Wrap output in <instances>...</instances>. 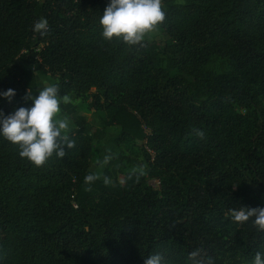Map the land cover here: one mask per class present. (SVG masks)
<instances>
[{
    "label": "trees",
    "instance_id": "16d2710c",
    "mask_svg": "<svg viewBox=\"0 0 264 264\" xmlns=\"http://www.w3.org/2000/svg\"><path fill=\"white\" fill-rule=\"evenodd\" d=\"M107 3L0 0V92H16L0 110L30 106L43 72L119 146L100 164L72 112L74 147L42 166L0 138V264H252L264 231L229 213L264 207V0H162L164 37L143 46L101 36Z\"/></svg>",
    "mask_w": 264,
    "mask_h": 264
},
{
    "label": "clouds",
    "instance_id": "9594fccd",
    "mask_svg": "<svg viewBox=\"0 0 264 264\" xmlns=\"http://www.w3.org/2000/svg\"><path fill=\"white\" fill-rule=\"evenodd\" d=\"M165 20V10L162 0H108L99 19L101 36L105 40L116 38L128 45H140L147 33L152 32ZM46 18H40L34 22L33 30L44 32L48 29ZM16 92L12 88L0 92V98L11 103ZM26 99L31 101L28 107L20 106L9 114L0 110V138L18 147V155L26 158L35 166H42L50 157L63 158L65 148L74 147L75 142L68 138L69 120L67 117L59 118L60 105L71 102V98L65 94L60 96L55 84L43 87L36 95L26 90ZM198 137H203V132L195 129ZM112 157L105 155L103 165H106ZM143 168L133 169V173L143 174ZM97 173L85 175L84 182L91 184L97 180ZM104 183L108 184L107 177ZM230 219L235 222H246L253 219L254 225L259 231H264V207H244L232 209ZM196 252L190 254L195 257ZM160 254H151L143 258V264H162ZM252 264H264V253L257 252Z\"/></svg>",
    "mask_w": 264,
    "mask_h": 264
},
{
    "label": "rangeland",
    "instance_id": "374dc122",
    "mask_svg": "<svg viewBox=\"0 0 264 264\" xmlns=\"http://www.w3.org/2000/svg\"><path fill=\"white\" fill-rule=\"evenodd\" d=\"M158 37H164L163 31L157 26L155 30L146 34L144 40L152 41ZM38 80L40 81L42 87L53 85L55 80L46 73L38 72L36 73ZM90 100L79 101L72 100L70 103L61 104L60 113L58 114L59 118L67 117L68 112H72L76 115L85 117L87 119V124L89 131L92 133L95 130H100V123L103 118V113L100 111H94L90 105ZM71 128V123L69 121V130ZM68 130V131H69ZM95 136L100 138V143L98 144V162L102 164L105 155H110L111 157L119 153V146L117 144V131L113 129L105 130L103 135L98 131ZM140 157V156H139ZM122 178L118 177V181L121 182ZM153 188H157V183L149 182Z\"/></svg>",
    "mask_w": 264,
    "mask_h": 264
}]
</instances>
